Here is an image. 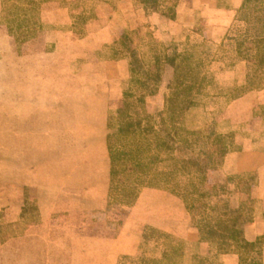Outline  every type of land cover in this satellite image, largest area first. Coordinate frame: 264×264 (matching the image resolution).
Masks as SVG:
<instances>
[{"label":"rangeland","instance_id":"rangeland-1","mask_svg":"<svg viewBox=\"0 0 264 264\" xmlns=\"http://www.w3.org/2000/svg\"><path fill=\"white\" fill-rule=\"evenodd\" d=\"M30 1L35 9L27 13ZM190 1L160 0L157 9L153 5L146 9L143 0H0V123L16 101L36 102L40 111L56 113L59 102L71 96V101L85 107L74 117L81 121V137H86L80 152L86 156L81 164L87 167L88 185L101 183L105 188L102 209L93 210L88 200L86 211H80L72 201L62 199L47 223L40 220L34 204L25 223L15 221L12 211H0V264H70L74 237L108 238L118 233L126 218L144 231L146 241L139 246V254L122 257L120 264H147L162 256V262L175 264L178 250L182 251V264H194L193 256L199 257L197 264H242L236 245L223 250L216 242L203 239L198 229L202 221L214 220L218 213L213 210L220 203L213 198L214 185L228 184L224 199H230L236 213L242 200V194L236 193L242 179L237 158H222L209 167L204 188L210 198L206 209L192 200L186 188L187 176L168 164L166 153L159 155L144 175L112 173L114 160L107 135L126 122L118 111L129 102L133 120H141L143 125L148 123L147 115L165 111L174 74L167 58L176 54L192 57L195 75L201 80L193 91L195 105L182 115L184 129L228 136L230 152L234 153L246 140H264V74L253 77L255 84L248 87L250 68L240 44L251 26L238 18L243 4L225 30L212 29L202 21L190 30H176L170 23L174 19L169 18V9L174 8L177 15L178 6ZM225 4L226 0H220V6ZM250 44L247 41L245 45ZM134 55L139 61L135 65ZM118 61H125V65H115ZM131 64L141 66V72L154 73L159 67L161 78L154 94L135 84ZM79 87L81 96L73 98ZM8 129L14 133L13 125ZM259 131V135L254 134ZM203 145L200 142L197 151ZM14 149V136L0 135V158L2 150ZM13 158H9L11 163ZM33 160L43 164L46 158ZM109 166L108 173L96 172ZM249 182L255 184V179ZM262 193L253 188L251 197L258 200ZM192 201L195 210L190 209ZM148 211L166 217L163 222L152 219L144 226L142 214ZM159 224L168 233L180 230L182 241L164 234ZM190 226L198 231L199 243L188 233ZM163 250L166 254H159Z\"/></svg>","mask_w":264,"mask_h":264},{"label":"crops","instance_id":"crops-1","mask_svg":"<svg viewBox=\"0 0 264 264\" xmlns=\"http://www.w3.org/2000/svg\"><path fill=\"white\" fill-rule=\"evenodd\" d=\"M243 1L226 0L225 6H220V0H191L189 4L178 6L176 18L170 23L176 30H190L199 21L205 22L212 29L225 30L234 21ZM114 64L125 65V61L114 62ZM242 66H244L243 63ZM80 96L79 87L73 98L78 97L79 99ZM81 107L85 108L80 102L71 101V96L64 97L59 102L56 113L40 111L36 102L16 101L12 106L13 110L2 116L0 135L14 136L15 149L13 151L2 150L0 158L2 159L0 160V185L2 186H0V211L3 209L7 213L12 211L15 221L25 223L29 221L31 215L28 212L29 207L34 204L38 208L40 220L47 223L53 218L62 199L72 201L80 211H86L88 200L93 210L103 208L102 191L105 188L101 183L88 185L87 167L81 164V161H86L85 154L80 152L81 142H86V137H81V121L74 117ZM56 114L60 116L59 120ZM12 125L13 134L8 129ZM260 133L261 131L254 134L259 135ZM263 142L264 140H246L244 146L237 152H230L224 157L225 159L237 158L240 164L238 172H242V175L254 174V189L263 192L258 200L254 199L251 218L243 226L244 236L248 241L253 242L256 239L262 241L261 264H264ZM37 156L46 158L43 163L45 166L33 160ZM12 157H14L13 163L9 159ZM68 162H71V166ZM97 170V173L105 174L109 172L110 166ZM1 189L7 191L2 192ZM68 190L72 192L66 193ZM30 193L34 195V198L30 197ZM236 208L238 210L239 203ZM129 216L132 218L133 214L130 213ZM136 216L139 215H135V218ZM165 217L161 212H145L142 214L143 225L150 224L152 219L163 222ZM126 219V223L122 224L118 233L108 238L86 235L74 237L70 264H120L122 257L139 254V246L144 245L146 235L144 231L140 232L136 222L134 226V220ZM159 228L164 234H171L175 240L178 238V241H182L180 230L175 229L168 233L165 228L161 229V224ZM188 233L190 236L194 234L196 236L194 242L199 243L196 228L190 226ZM166 252L163 250L159 254L165 255ZM178 253L180 256L174 258V263L182 264V251L178 250ZM162 257L153 261L149 260L147 264H166L165 261L162 262ZM192 259H194V264L199 261V257L193 256Z\"/></svg>","mask_w":264,"mask_h":264},{"label":"trees","instance_id":"trees-1","mask_svg":"<svg viewBox=\"0 0 264 264\" xmlns=\"http://www.w3.org/2000/svg\"><path fill=\"white\" fill-rule=\"evenodd\" d=\"M143 3L146 9L149 5L157 9L160 0H143ZM30 5V10L26 9L27 13L35 9L33 1H30ZM169 14L170 19L176 18L174 8L169 9ZM238 18L251 26L248 33L242 36L240 46L242 45V54L250 68L247 85L253 87V77L264 74V0H244ZM247 41L251 44L245 45ZM132 62L135 65L139 61L135 58ZM160 62L157 58L158 66ZM167 62L173 67L174 74L168 86L170 94L166 99L165 111L147 115L146 125L141 120H133L129 102H124V108L118 111L120 119L126 122L107 135L109 152L114 160L112 173L116 176L144 175L157 162L158 156L166 153L168 164L179 167L187 176L186 188L191 193L192 200L206 209L209 206L207 200L210 199L204 192L209 181L208 169L230 152V142L228 136L214 134L213 131L205 134L200 131H187L181 126L182 115L195 105L193 91L200 87L201 80L195 75L196 66L189 55L176 54L167 58ZM133 64L131 71L135 84L146 88L148 94H154L161 78L159 67L154 73L141 72V66L134 67ZM122 142L125 143L124 147L120 145ZM200 142L204 144L203 149L197 151L196 147ZM248 176L253 182L255 178L250 174ZM249 180L246 175H242L236 188V193L242 194L236 213L232 212L230 199H224L228 195V184L214 185L213 198L221 204L216 205L213 210L218 213L214 220L210 218V221H202L198 229L203 239L206 237L205 239L216 242L223 250L230 245H236L242 264H261V240L251 242L244 236L243 226L251 218L254 203L251 195L255 184ZM194 202L192 201L190 209H196Z\"/></svg>","mask_w":264,"mask_h":264}]
</instances>
